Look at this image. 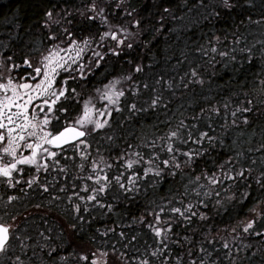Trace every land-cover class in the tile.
I'll return each instance as SVG.
<instances>
[{
	"label": "trees",
	"instance_id": "16d2710c",
	"mask_svg": "<svg viewBox=\"0 0 264 264\" xmlns=\"http://www.w3.org/2000/svg\"><path fill=\"white\" fill-rule=\"evenodd\" d=\"M229 3L0 0V67L14 76L33 80L57 41L106 42L67 82L107 121L65 155L41 152L38 183L26 170L0 181V203L15 198L0 222L18 227L0 264H264V0ZM71 95L53 134L79 113Z\"/></svg>",
	"mask_w": 264,
	"mask_h": 264
},
{
	"label": "snow or ice",
	"instance_id": "6c2138e0",
	"mask_svg": "<svg viewBox=\"0 0 264 264\" xmlns=\"http://www.w3.org/2000/svg\"><path fill=\"white\" fill-rule=\"evenodd\" d=\"M225 7H232L229 3V0H224ZM48 17L51 18L52 13H47ZM123 31V29H121ZM111 35L113 40L117 39L115 33H105V36ZM103 39V37H102ZM121 40L119 43H123ZM73 43H75L73 41ZM87 43V41H85ZM131 47V45H128ZM11 59V58H9ZM43 67H35L34 72L36 76H43V79H40L36 82L33 77V82H23V83H14L13 79L9 77L6 83H0V92L4 95L0 98V145H3L0 148V177H4L7 180L9 186H14L13 184V173L22 172L20 165H35L36 170L39 171L40 165L38 164V157L41 152L46 153L48 156L55 157V152H50L48 148L44 145H55L57 147L68 143L70 140H76L79 137L85 136V131L79 130L85 124L94 123L97 129L103 128L107 121L101 123L98 120H93L91 118V110L88 107V103H85L83 115L76 120L75 124L79 127H65L63 131H58L56 134H53L52 131H47V126L51 123L49 116L46 113H53V118H55V111L57 109L58 101H61V98L67 99L68 89L62 88L54 91L53 86L56 82V76L59 74L58 69L64 67V64L60 60H55L53 53H50L48 56L43 57ZM24 64L32 67V64L29 60L25 59ZM140 69L137 68V71ZM195 75V72L193 73ZM66 83V82H65ZM75 91L74 89L72 90ZM11 93L10 95L8 93ZM117 96L123 95L122 92L116 93ZM110 100L111 97H108ZM37 99L42 100V104L45 108L39 107L34 104V101ZM115 103L114 100H112ZM155 103V101H153ZM135 108V105L132 106ZM35 109V111H33ZM66 111V109H65ZM37 113L43 114V119L41 120ZM235 115V114H233ZM202 135L206 136V133ZM172 137H176L177 133L172 132ZM190 138V137H189ZM34 142H29V141ZM199 142V141H198ZM26 148L30 150L29 155L18 154V150L21 148ZM169 152L173 151L171 145H169ZM184 155L191 157L192 153H185ZM5 157H10L9 162H5ZM173 159H175L173 157ZM164 164H168V161H163ZM133 166V161H127V168L131 169ZM179 167V165H176ZM46 167V165H45ZM82 167V166H81ZM146 170V173L147 174ZM159 175V173H156ZM239 175H243V172H240ZM105 181H108V177L105 175L103 177ZM116 181H120V177H115ZM100 177L97 176V182L99 183ZM132 181H129L131 183ZM19 183V181H17ZM31 181H29V185ZM104 187L99 189L100 192L105 190ZM122 188L123 184L120 185ZM87 191V188H85ZM96 191V189H93ZM10 201L15 199L14 197L8 198ZM94 195L89 196L88 200H95ZM110 207V206H109ZM191 206H189V209ZM77 211H79V206H77ZM164 209H161L163 212ZM173 212L183 215L184 213L180 208H173ZM253 212L256 211L255 208L252 209ZM264 215V213H262ZM255 221H250L247 223L244 231H248L253 228ZM151 227V225H150ZM156 235H161V229H154ZM11 236V226L4 223H0V253L6 251L9 240ZM227 247V244H225ZM155 255V253H153ZM19 259V258H17ZM82 259L87 260V256H83ZM95 264V262H93ZM147 264V262H145Z\"/></svg>",
	"mask_w": 264,
	"mask_h": 264
},
{
	"label": "rangeland",
	"instance_id": "374dc122",
	"mask_svg": "<svg viewBox=\"0 0 264 264\" xmlns=\"http://www.w3.org/2000/svg\"><path fill=\"white\" fill-rule=\"evenodd\" d=\"M73 41L75 43H73ZM85 41H87V43H85ZM100 43H106L105 41H100L98 40L96 37H87V38H84V39H81V40H75V39H69L67 41V38L65 39V41H57L53 44V47H51V49H49L41 58L36 59L38 60L36 62V66L37 67H43V57L45 56H48L50 53H53L54 55V59L55 60H60V62L62 64H64V67L61 68V69H58V75L56 76V82L53 86V90L56 91V90H59V89H62V88H66L68 89V92L71 91L72 92V100L70 101H74V99H76V101H79V103H81V108L79 109V113L78 114H73L75 115V118L73 119V115H71V118L72 120H75L73 121L72 123H70L71 125H75V122L77 119H79L83 113H84V105H82V97L81 96V93L78 92V90H76L74 88V86L76 85H70V83H68L67 81L68 80H71L70 79V73H74V66L76 64H79L80 62H84L85 61V57L88 53V51L92 48V50L95 48V50L93 51V54L95 51H97L98 49H102V48H99L100 47ZM8 71H6L5 69V65L4 63H1V67H0V83H6L7 82V79L9 77H11L14 81V83H23V82H29V83H32L33 80H26L24 78H22L21 76H14L10 73H7ZM64 73V77L63 78H60V75ZM69 74V75H68ZM34 77V76H33ZM36 78V82H38L40 79H43V76H36L35 74V77ZM60 82L62 83L61 86H58L60 84ZM66 82V83H65ZM74 84V83H73ZM112 87V88H111ZM110 89L108 90V92L110 91V93H113V95L115 94V90H113V86H111ZM75 90L74 92L72 90ZM107 92V93H108ZM106 93V94H107ZM9 95L11 94L10 92L8 93ZM68 94V93H67ZM4 94L2 92H0V98H2ZM77 97V98H75ZM90 97V96H89ZM63 99V98H61ZM99 100V98L96 100V102ZM59 102V101H58ZM34 104L39 106V107H42V108H45V113H46V107L42 104V101L41 99H37L36 101H34ZM93 105V104H92ZM96 107H94L93 109L91 107H89V109L91 110V118L93 120H96V117L98 115L97 113V107L100 108V106H98V104H95ZM33 111H35V109H33ZM48 116H49V119L51 120V123L47 126L46 130L47 131H53L54 129V126L57 124L56 123V120H52L50 115H52L53 113H46ZM37 115L39 116V118L42 120L43 119V114L42 113H37ZM100 120V118H99ZM90 124V123H89ZM93 124V123H92ZM85 125H88V124H85ZM79 127V126H77ZM81 129H84V126L81 127ZM90 140V139H89ZM29 142H34V141H29ZM88 142V140L85 141V143L81 142V144H79V149H82L83 148V145H86ZM47 145H44V147H46ZM3 145H0V148H2ZM50 152H55L56 153V156L55 157H51V156H48L50 158H56L57 156H59V154H63L65 155L66 153H68V151L70 150L69 148L66 150V151H56L54 150L52 147L51 148H48ZM18 154H22V155H29L30 154V150L29 149H26V148H21L18 150ZM10 157H5V162H9L10 161ZM38 164L40 165V169L39 171L36 170V166L35 165H20L19 167L22 169V173L24 170H26L27 172H34L35 174L33 175V177L31 179L28 180V182L26 180H23L24 183H26L27 185L29 184V181H31V184L29 186H31L32 184H35V182H39L40 181V178H39V173H41V171L43 172V170L45 169L42 164L40 163V155L38 157ZM108 167H104V166H101V169H99V171H97L95 174H94V180L97 182V176L100 177V181H99V184H101L103 182V177L105 176L104 173L106 172ZM16 172L13 173V175L15 174ZM2 179H6L4 177H0V181ZM28 187V186H27ZM29 188V187H28ZM29 195H35V192H32V191H29L26 193V197L29 198ZM16 198L20 197L19 195H16ZM6 203L9 205V206H5L4 203H0L2 204L3 206L0 207V220H3V218L5 219L6 218V210L7 208H11V203L8 202V199L5 200ZM22 202V201H21ZM6 209V210H5ZM8 211V210H7ZM11 226V229L12 230H18V227H16L15 225L13 224H9ZM16 235H18V232L15 233Z\"/></svg>",
	"mask_w": 264,
	"mask_h": 264
},
{
	"label": "water",
	"instance_id": "95a60500",
	"mask_svg": "<svg viewBox=\"0 0 264 264\" xmlns=\"http://www.w3.org/2000/svg\"><path fill=\"white\" fill-rule=\"evenodd\" d=\"M65 127H77V126H75V125H65V126H64L62 129H60L59 131H63ZM79 130H81V131H85V130H83V129H81V128H80ZM56 133H57V132H56ZM56 133H55V134H56ZM85 133H86V132H85ZM85 136H86V134H85ZM85 136H83V137H79V138H77L76 140H70L68 143L63 144V145H61V146H59V147H57V146H55V145H51V146H53L54 148H62V147H64V146H66V145L73 144V143H75V142H77V141L83 139ZM0 223H1V222H0Z\"/></svg>",
	"mask_w": 264,
	"mask_h": 264
},
{
	"label": "flooded vegetation",
	"instance_id": "af4514ba",
	"mask_svg": "<svg viewBox=\"0 0 264 264\" xmlns=\"http://www.w3.org/2000/svg\"><path fill=\"white\" fill-rule=\"evenodd\" d=\"M67 146H68V145H67ZM67 146H64V147H62V148H54V149L57 150V151H60V150H62V149L67 148Z\"/></svg>",
	"mask_w": 264,
	"mask_h": 264
}]
</instances>
